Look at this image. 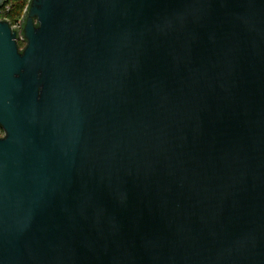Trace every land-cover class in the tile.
Returning a JSON list of instances; mask_svg holds the SVG:
<instances>
[{
	"label": "water",
	"instance_id": "obj_1",
	"mask_svg": "<svg viewBox=\"0 0 264 264\" xmlns=\"http://www.w3.org/2000/svg\"><path fill=\"white\" fill-rule=\"evenodd\" d=\"M0 127V264H264V0H30Z\"/></svg>",
	"mask_w": 264,
	"mask_h": 264
},
{
	"label": "built area",
	"instance_id": "obj_2",
	"mask_svg": "<svg viewBox=\"0 0 264 264\" xmlns=\"http://www.w3.org/2000/svg\"><path fill=\"white\" fill-rule=\"evenodd\" d=\"M10 9H11V3L9 2V0L0 8V17L1 18H8L9 20H10V24H11V26H12V28H13V25H16V26H18V29L21 31V29H22V18H23V16H24V14L23 15H21V16H19V17H17V18H11V17H9L8 15H7V13L10 11ZM26 9H27V6H26V8H25V10H24V12L26 11ZM20 43H21V45H23V42L21 41V39H20ZM3 130H2V132H0V135H3Z\"/></svg>",
	"mask_w": 264,
	"mask_h": 264
},
{
	"label": "trees",
	"instance_id": "obj_3",
	"mask_svg": "<svg viewBox=\"0 0 264 264\" xmlns=\"http://www.w3.org/2000/svg\"><path fill=\"white\" fill-rule=\"evenodd\" d=\"M30 0H9L11 3V9L7 13V15L11 18H17L23 15L25 12L26 6L28 7ZM0 132H2V128L0 127Z\"/></svg>",
	"mask_w": 264,
	"mask_h": 264
}]
</instances>
